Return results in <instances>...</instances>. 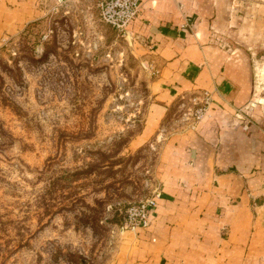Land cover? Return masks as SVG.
I'll return each mask as SVG.
<instances>
[{"label": "rangeland", "instance_id": "374dc122", "mask_svg": "<svg viewBox=\"0 0 264 264\" xmlns=\"http://www.w3.org/2000/svg\"><path fill=\"white\" fill-rule=\"evenodd\" d=\"M226 1L213 43L249 56L264 112V44L253 39L264 0ZM153 77L95 0H45L40 17L1 33L0 264H115L126 251L130 208L159 192L163 139L209 115L211 99L197 120L200 95L183 94L148 138ZM234 116L248 129V106Z\"/></svg>", "mask_w": 264, "mask_h": 264}, {"label": "crops", "instance_id": "0c3cea01", "mask_svg": "<svg viewBox=\"0 0 264 264\" xmlns=\"http://www.w3.org/2000/svg\"><path fill=\"white\" fill-rule=\"evenodd\" d=\"M140 2L124 33L154 69L148 138L183 94L208 91L211 102L208 116L163 139L150 224L131 230L115 264H240L241 253L243 264H264L253 261L264 258V112L253 102L249 56L213 43L226 28L227 1ZM44 3L0 0V35L40 17ZM258 23L253 39L264 44V18ZM247 106L252 122L245 129L234 114Z\"/></svg>", "mask_w": 264, "mask_h": 264}, {"label": "built area", "instance_id": "2783aa9c", "mask_svg": "<svg viewBox=\"0 0 264 264\" xmlns=\"http://www.w3.org/2000/svg\"><path fill=\"white\" fill-rule=\"evenodd\" d=\"M141 0H95L99 11L100 20L120 32H125L127 24L133 20L140 12ZM202 105L195 112V119H201L209 104L211 95L204 91L200 95ZM249 121L246 122L247 128ZM159 192L148 197L136 207H131L127 215V228L135 230L138 227L146 228L151 221V214L156 206Z\"/></svg>", "mask_w": 264, "mask_h": 264}]
</instances>
